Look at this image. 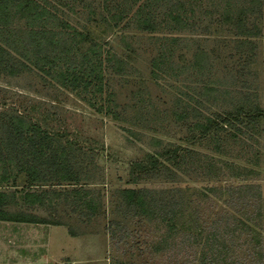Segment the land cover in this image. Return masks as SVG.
Returning a JSON list of instances; mask_svg holds the SVG:
<instances>
[{"label": "rangeland", "instance_id": "rangeland-1", "mask_svg": "<svg viewBox=\"0 0 264 264\" xmlns=\"http://www.w3.org/2000/svg\"><path fill=\"white\" fill-rule=\"evenodd\" d=\"M39 1L47 5L48 11L32 26L45 32L42 38L46 45L52 38L69 37L77 28L124 59L120 73L105 67L106 89L114 92L120 117L98 111L87 99L89 92L63 87L30 63L15 75L0 72V112L27 114L44 128L65 132L66 137L75 140L81 150L76 162L90 169V176L80 182L91 188L101 203L97 213L88 216L64 196L53 197L49 206L26 207L16 197L6 205L7 209H26L50 222L0 219V264H202L205 237L218 227L227 229L225 234L233 242L228 247V257L235 258L236 254L246 258L248 264H255L248 232L240 231L235 238L232 193L214 196L208 189L247 182L235 177V166H256L261 172L252 181L261 184L264 195L263 124L252 128L244 121L224 123L229 132H235V126L240 130L236 137L221 129L222 151L218 152L211 136L192 138L195 131L188 127L195 121L193 109L183 121L176 120L173 112L175 108L191 106L214 116L234 110L237 104H246L250 99L264 105V0ZM150 8L157 27H136L133 12H148ZM118 9L124 10L125 15L116 21L111 14ZM241 9L245 17L240 28L235 12ZM170 10L180 13V17L164 15ZM228 15L232 16L231 21ZM9 29L19 35L10 36ZM27 29L23 18L2 31L1 37L20 49L30 47L36 37L26 35ZM245 29L249 30L248 35H241L239 30ZM158 55V66H154L153 59ZM21 60L26 61L25 57ZM7 131L1 121L0 134ZM153 136L161 138L163 144L179 143L198 151L181 161V167L168 162L177 172L175 177L158 171L131 181L132 162L157 149L151 143ZM257 154L258 166L251 163ZM214 159L217 162L211 168L206 162ZM24 182L22 173L18 183ZM69 186L66 182L49 181L33 188ZM125 187H147L171 201L185 199L183 224L170 232L169 225L161 219L127 210L121 194ZM198 190L208 191L209 197ZM19 194L20 191L16 196ZM236 203L237 212L243 210L244 204L249 210L263 204L253 198L250 204L238 200ZM55 220L61 223H51ZM52 225H65L81 238L67 241L62 237V241L56 236L52 246L60 242L66 255L43 259L41 256L49 248L47 228ZM193 236L197 237L195 242ZM69 251L77 261L69 257Z\"/></svg>", "mask_w": 264, "mask_h": 264}, {"label": "trees", "instance_id": "trees-1", "mask_svg": "<svg viewBox=\"0 0 264 264\" xmlns=\"http://www.w3.org/2000/svg\"><path fill=\"white\" fill-rule=\"evenodd\" d=\"M145 5L147 4H142L143 7ZM152 10L150 8L146 12V10L139 9L133 12L136 27L142 30H153L157 27V21L152 17ZM47 11V5L39 0H0V37L2 31L7 30L14 22H20L23 18L28 24L26 35L36 37L35 43L31 44L30 47L25 46L23 49L18 48L13 43L6 42L1 37L0 72L15 75L24 65L30 63L63 87L76 89L80 92H89L90 96L87 99L91 105H96L95 109L119 118L120 114L115 106L114 92L106 89L108 84L105 67L113 70L114 73H120L124 68V59L111 50H105L89 33L81 32L77 28H74L69 37L67 36L63 40L62 38L48 40L46 43L51 47L48 50L49 45H46L42 38L45 36V32L32 26L40 22ZM235 13L237 15L236 22L241 28L244 25L242 22L245 12L241 9ZM124 15L125 11L118 9L114 10L111 18L117 21L123 19ZM164 15L175 19L180 17V13L171 10ZM228 19L231 21L232 16L228 15ZM9 31L11 30L9 29ZM239 32L242 33L241 35H248L246 33L249 30H239ZM13 34L19 35L11 31L10 36ZM241 39V41H246L247 38ZM159 56L153 59L154 66H158ZM196 56L199 57L200 55L196 54ZM21 57H25L26 61L21 60ZM153 73L156 74V71L153 70ZM106 92V96L103 97ZM182 107V109H174L175 119L186 120L190 116L188 114L189 109H193L195 121L191 122L190 127H188L195 131L192 138L200 140L205 135L211 136L212 140L215 141L214 149L218 152L222 151L221 129L226 132L231 131L224 126V123L238 120L244 121L249 126L251 124L252 128H259L260 123L264 126V105H261L257 100L253 102L250 99L246 104H237L234 110L217 113L214 116L205 115L197 107ZM202 116L205 117V120H200ZM1 121L8 128V131L6 134H0L3 146L0 148V219L50 222L26 209H7L6 205L12 203L16 197L21 198L26 207L31 205L49 206L53 197L64 196L67 200L71 198L75 209L84 211L86 215L91 216L97 213L101 205L97 195L91 188L84 187L83 183L80 182L84 177L90 176V169H84L76 162L81 150L75 140L66 137L65 132L44 128L41 123L33 120L27 114L0 112ZM238 130L240 129L235 126V132H229V134L237 137ZM63 137H66L65 141H62ZM151 143L157 149L155 152H148L143 158L132 162L131 181H137L138 178L150 174H157L158 171H165L169 177H175L177 172L168 166V162L181 167V161L183 162L198 151L179 143L163 144L158 136H153ZM251 161L258 166L260 164L259 155L257 154L254 159L251 158ZM216 162L215 159L212 162L207 160L206 164L209 163L212 168ZM199 165L201 166V163ZM260 172L261 170L256 166H245L242 169L235 166V177L247 182L228 184L225 187H214L213 185L208 189L214 196L222 195L219 193H232V198H235V238L238 237L240 231L248 232L251 236L248 240L252 242L250 252L255 256V264H264V195L261 184L252 181V179L259 177ZM22 173L25 176V182L19 184L18 178ZM49 181L66 182L70 186L62 189L33 188L36 185L42 187ZM6 186H11L13 189H2ZM18 191L20 194L16 196ZM198 193L209 197L208 191L200 192L198 190ZM121 194L127 210L134 209L135 212L142 213L148 218L161 219L160 221L169 225L168 230L170 232L183 224L182 213L185 211V199L171 201L167 199L166 195L155 193L147 187H125L121 189ZM251 198L255 202H262L263 204L256 205L253 210H249L248 205L244 204L243 210L237 212L236 200L250 204ZM51 223L59 224L61 222L55 220ZM222 230L220 227L216 230L211 229L205 237L202 264H248L246 258L236 254L235 258L228 257L226 253L229 245L233 242L228 240V233L225 234L227 229ZM111 231L113 233L114 230L111 229ZM69 232L75 235L71 229ZM112 233L111 235H113ZM193 237L195 242L197 237Z\"/></svg>", "mask_w": 264, "mask_h": 264}, {"label": "crops", "instance_id": "crops-1", "mask_svg": "<svg viewBox=\"0 0 264 264\" xmlns=\"http://www.w3.org/2000/svg\"><path fill=\"white\" fill-rule=\"evenodd\" d=\"M52 232V233H50ZM47 244H48V252L43 253L41 258L45 259L48 257V255L52 256L53 258H59L64 254L65 247L59 242L56 243L55 247L52 246V240L55 239L56 236H60V239L63 241V238L67 241H74L76 238L80 237V235H73L69 232L68 227L65 225H52L51 227L47 228ZM63 237V238H62ZM81 238V237H80ZM69 257L71 259H74V261H77L76 257L71 253V251L67 252ZM67 255V256H68ZM73 261V260H71Z\"/></svg>", "mask_w": 264, "mask_h": 264}]
</instances>
